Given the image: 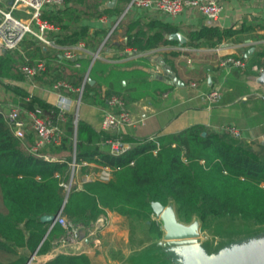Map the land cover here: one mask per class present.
Instances as JSON below:
<instances>
[{
  "label": "trees",
  "instance_id": "1",
  "mask_svg": "<svg viewBox=\"0 0 264 264\" xmlns=\"http://www.w3.org/2000/svg\"><path fill=\"white\" fill-rule=\"evenodd\" d=\"M105 1L66 0L63 7L44 9L41 18L61 28L59 44L84 41L86 47L95 48L107 29L99 27L91 33L90 24L83 20L105 13H121L117 6H106ZM175 29L156 20L145 25L139 20L132 21L127 25V39L122 46L139 51L150 49L171 42L166 34ZM243 29V26H203L189 32V43L198 45L202 40L216 45L222 38ZM32 54L44 56L42 47L37 46ZM256 55L257 62L264 65V50ZM81 62L76 72L63 76L75 86L82 83L90 59L82 58ZM19 67L8 52L0 53V81L2 78L24 79ZM89 77L95 83H85L82 101L94 103L104 102L112 94L122 96L128 103L146 95L157 97L172 88L166 80L153 78L142 68L98 58L89 70ZM92 91L94 95H90ZM31 103L57 109L55 104L37 96L31 98ZM74 118V112L67 113L62 144L42 150L58 159H46L33 153L30 143L25 144L15 136L0 114V191L5 208L0 209V252L18 254V247L24 245L36 254L49 252L53 240L64 229L60 224L50 228V222L41 217L56 215L62 207L68 217L85 225H90L107 210L150 220L159 236L163 231L152 218L151 202L158 200L166 204L169 196L176 199L178 215L186 221L196 213L204 226L221 218L240 219L252 226L264 224V147L255 149L228 131L212 130L197 123L176 133L157 135L160 146L154 152L157 144L149 137L96 130L79 118L75 128ZM74 136L79 161L110 165L114 175L107 181H87L82 188H72L66 196L61 182L69 178ZM109 138L130 142L131 147L124 153L113 154L105 144ZM28 259V255H20L8 262L0 260V264H26ZM39 264H91V258L86 253H58Z\"/></svg>",
  "mask_w": 264,
  "mask_h": 264
},
{
  "label": "crops",
  "instance_id": "2",
  "mask_svg": "<svg viewBox=\"0 0 264 264\" xmlns=\"http://www.w3.org/2000/svg\"><path fill=\"white\" fill-rule=\"evenodd\" d=\"M127 2L128 0L122 4L120 0H115L114 3H111V0H106V6H117L121 13L119 15L105 13L99 17L83 20V23L90 24L91 33L99 27L107 29L106 35L100 42L101 44L105 40L98 59L111 63H129L132 67L142 68L151 77L166 80L167 83L172 85V88L161 95H157V97L146 95L128 102L132 121L129 124L122 125L118 133L137 138H150L154 135L176 133L197 123L205 124L212 130H221V127L225 124L235 123L242 134L240 139L247 141L255 149L264 147V83L258 81L264 65L257 62L258 56L256 55L258 51L264 50V0H222V12L214 20L207 18L195 8H187L177 15L137 8L124 13ZM56 8L59 7H48L46 9ZM121 15H123V18L127 16L126 20L120 21L115 28L117 34L113 38L110 35L106 39L111 26ZM102 16H106V19L102 20ZM137 20L141 21L143 25L152 20L168 23L176 28L174 31H180L184 34L187 37V42L180 45L178 41L170 40L171 42L143 51L124 48L122 44L127 39V25ZM210 25L221 28H242L243 26L244 29L235 35L222 38L216 45H210L207 41L202 40L197 42L198 45L189 43L190 31ZM50 33H53L49 38L54 40V43L47 45L56 49L55 59L52 60V58L47 57L50 49L46 46L42 47L44 56L34 55L31 58L32 61L37 58H46L49 61V71L48 75L46 74L49 77L46 80L47 84L41 80L44 74L36 84L27 81L25 78L22 80L11 79L18 81V86L27 90V95H24V97L28 95L37 96L56 104L57 95L49 89L53 79L66 78L67 74L76 72L79 68L61 57L64 47L74 45H62L57 42L62 33L61 28L54 25V29H50ZM100 44L91 49L87 47L80 55V61L82 58L90 59L89 70L92 66V52L96 51ZM134 50L138 52L134 53ZM229 54L242 56L247 66L240 68L221 65V59ZM50 61L53 62L52 65ZM192 82H196L197 86H193ZM90 83L94 84L95 80L92 79ZM215 88L220 90L222 97L219 101L210 103L203 98L202 93ZM28 92H34L35 95ZM94 94L95 91L90 93V95ZM72 96H75V94H72ZM24 97H18L15 100L14 96L13 99L4 101L19 102L23 101ZM105 104L106 101L98 103L82 101L79 105L78 118L90 124L94 129L100 130L102 110ZM73 109H75L74 104L70 112H74ZM85 135L90 136L88 133ZM22 141L25 144L30 143V147L34 142L33 133H27ZM73 150L74 144L72 153ZM46 154L53 159H58L57 156ZM88 169L96 170L97 167L92 165ZM0 209L5 210L2 206L1 191ZM102 215L108 217V223L104 229L95 235L93 239H86L78 248L71 249L70 253L88 254L91 258V264H129L128 256L133 246L141 247L151 241L160 239V236L158 238L156 236L138 244L129 242L126 235V222L131 216H124L111 210H107ZM152 218L159 221L154 213ZM109 245L113 246L112 251H108L107 246ZM17 251L18 254L0 252V260L8 262L20 255H28L29 264H39L59 253L58 250L51 248L47 253L36 254L27 245L18 247Z\"/></svg>",
  "mask_w": 264,
  "mask_h": 264
},
{
  "label": "built area",
  "instance_id": "3",
  "mask_svg": "<svg viewBox=\"0 0 264 264\" xmlns=\"http://www.w3.org/2000/svg\"><path fill=\"white\" fill-rule=\"evenodd\" d=\"M66 0H0V53L19 49L23 42L33 37L45 44H52L54 40L47 36L54 25L43 20L41 14L48 7H60ZM134 8L161 11L170 15H177L187 8H195L209 19H217L223 8L222 0H128L125 12ZM26 9L31 13L30 17H17L13 14L15 10ZM123 15L116 19L111 26L106 39L112 34L119 25ZM102 20L106 16L101 17ZM105 40L100 44L96 51L92 52L91 64L100 57ZM86 43L79 41L74 45L63 48L61 57L72 62L76 68H80L82 63L80 55L86 50ZM137 53V50L133 51ZM221 65L225 67L245 68L247 63L240 55L229 54L221 59ZM49 61L46 58H37L33 61H26L19 67L23 72L25 79L33 84L48 70ZM89 69L84 74L82 83L78 86L73 85L66 78L53 79L50 90L57 95V109L47 110L39 104L31 103L32 95L25 96L23 101H3L0 99V114L3 115L15 136L24 139L27 133H33L34 142L29 149L46 159H53L42 150L50 145L62 144L65 137V124L67 122V113L82 102V95L85 83L89 80ZM197 86L196 82H192ZM75 94V96H72ZM203 98L210 103L221 99L222 94L219 89H213L202 93ZM31 103V104H30ZM79 109V107H78ZM77 119V120H76ZM132 121V115L128 109L126 100L118 95L112 94L107 98L106 104L102 110L101 129L109 132H118L124 124ZM78 123V114L75 113V128ZM221 130L228 131L233 137L242 136L239 127L235 123H228L221 127ZM150 139L156 142L157 148L160 146L158 136H151ZM109 151L113 154L124 153L131 147L130 142L122 141L118 138H109L105 140ZM133 163V162H131ZM97 167L96 170L82 172L84 167ZM70 173L67 181H62L61 185L66 190L68 196L72 188H82L87 181L99 179L103 181L110 180L114 175V168L110 165H100L87 160L79 161L76 152V137H74V150L72 158L69 160ZM108 223L106 215L99 216L90 225L76 222L67 216L63 207L56 214L53 221L50 222V228L55 224H60L64 232L53 240L52 249L59 253H70L71 249L78 248L86 239H93Z\"/></svg>",
  "mask_w": 264,
  "mask_h": 264
},
{
  "label": "water",
  "instance_id": "4",
  "mask_svg": "<svg viewBox=\"0 0 264 264\" xmlns=\"http://www.w3.org/2000/svg\"><path fill=\"white\" fill-rule=\"evenodd\" d=\"M166 36L180 45L187 42V37L180 31ZM258 81L264 83V68ZM151 205L153 213L161 221L162 238L141 247L133 246L128 256L129 264H264V224L249 230L237 228L233 233L236 241L231 242L227 236L211 243L208 242V234L202 232L201 217L195 213L190 221L180 218L173 196H169L166 204L153 200ZM55 217L43 215L41 219L51 222ZM29 262L30 259L26 264Z\"/></svg>",
  "mask_w": 264,
  "mask_h": 264
},
{
  "label": "rangeland",
  "instance_id": "5",
  "mask_svg": "<svg viewBox=\"0 0 264 264\" xmlns=\"http://www.w3.org/2000/svg\"><path fill=\"white\" fill-rule=\"evenodd\" d=\"M120 1L122 4H124L122 0ZM13 14L17 17H30L31 16V13L27 12L26 9L15 10ZM126 17L127 16H125L122 19V22L126 20ZM116 34H117V29L114 30V32L111 34L112 38ZM52 35L53 33H50V30H49L47 32V36L50 37ZM27 40L28 41L23 42L22 46L19 49L8 52V54L12 57L13 61L16 64H18V66H21L26 61V59L30 60L31 58H33L32 56L35 54H32V52L37 48V46L49 47L50 49L49 56L47 57H49L50 59L52 58V60L55 59L56 49H54V47L49 46L43 43L42 41L37 40L33 37H29L27 38ZM52 64L53 62L51 63V65ZM47 73L48 72H45L43 75L44 77L41 78V80L44 81L45 83H46V80L49 78L47 77L48 75ZM17 83L19 82L11 78H5L2 81H0V98L5 100V99H13L14 96L17 98L24 97L27 90H25L21 86H18ZM28 93L35 95L34 92H28ZM78 107L79 106L77 105L75 109H73L74 114L76 112H79ZM81 171L87 172L89 171V169L84 167ZM158 222L161 225V221L159 220ZM254 226H257V225H253V226L246 225V223L240 219L221 218V219L212 221V223H210L209 226L208 225L204 226L202 222V232H205L206 234H208V242H211V243L215 242L216 240L221 241L227 236H230V238L232 239L231 242H233V241H236V238L234 237L235 235H233V233L235 232L237 228H239V230L241 228H244V230L245 229L249 230L248 228H252ZM151 229L153 228L150 224V221H146L144 219H138V218H131V217L127 219L126 235H127V238L129 239V242H134L138 244L139 242H143L144 240L151 238V237L157 236L158 238L159 234L157 233V231H155L154 229L153 230ZM227 234H230V235H227ZM159 238H162V235ZM107 247H108L107 248L108 251H112L114 249L113 246H110V245Z\"/></svg>",
  "mask_w": 264,
  "mask_h": 264
}]
</instances>
